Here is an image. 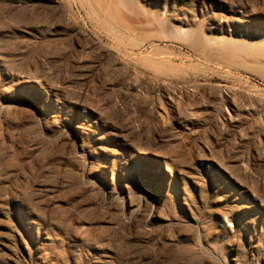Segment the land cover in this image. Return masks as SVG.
Here are the masks:
<instances>
[{
    "label": "rangeland",
    "instance_id": "1",
    "mask_svg": "<svg viewBox=\"0 0 264 264\" xmlns=\"http://www.w3.org/2000/svg\"><path fill=\"white\" fill-rule=\"evenodd\" d=\"M162 2L0 0V264H264V212L251 248L254 213L232 214L221 187L243 186L264 210V111L238 115L225 99L231 87L264 96V20L222 33L188 12L182 32L155 22ZM252 9L264 0H243ZM133 38L172 64L126 59Z\"/></svg>",
    "mask_w": 264,
    "mask_h": 264
},
{
    "label": "bare ground",
    "instance_id": "2",
    "mask_svg": "<svg viewBox=\"0 0 264 264\" xmlns=\"http://www.w3.org/2000/svg\"><path fill=\"white\" fill-rule=\"evenodd\" d=\"M77 1H80L81 3L86 4V5H89L91 3V0H77ZM169 6H170V8H169ZM252 8H255V7H252ZM167 11H169L170 17L166 16ZM188 12L193 13L192 17H190V20L202 18V19L207 21L209 30L220 31L222 33H225V32H231V33L243 32V29L245 27H248V26L253 27L254 21H256L257 19L262 20V21L264 20V12L263 11H260L258 9L257 10H254V9L243 10V0H239L238 2H236V1L233 2L230 0H218L215 3H212L210 6L203 4L201 8H199V7L197 8V6H195V7H192V9L191 8L188 9V8L184 7L183 5H178L176 3L169 5V0H164V2H162V6H158L157 11L154 12L153 15L155 17V22L158 25L165 27L168 24H173V25H176V27L180 31L183 32V31H187V28H185V25L189 24ZM198 16H200V17H198ZM102 20L105 23L107 22L104 18ZM119 38L121 39V41H125L124 35L123 36L121 35ZM221 38H222V36H221ZM136 41L137 40H135V38H133L132 40H130V46H125V45H122L124 47L119 46L120 52L126 57V59L138 61V58L140 57V59L142 58L147 64L154 66L158 69H162V67L165 66L166 64H172L173 58H174V57L172 58V56H171L172 51L170 52V51H168V49L163 50V48L161 47L165 53L163 59L159 56L155 57L154 55L151 54V52L154 51L155 49L152 51L150 50L149 54L147 53V55H145L144 50L139 49V51H137L139 44H137L138 41L137 42ZM142 41L143 42L141 44L144 43V40H142ZM154 41H155V39H154ZM123 44H124V42H123ZM157 45L159 46V44H156V46L154 45L153 47L156 48V47H158ZM160 46H161V44H160ZM232 49H233V52H237L239 48L234 46V47H232ZM173 56H175V55H173ZM125 57H123V58H125ZM183 86H187V84H185ZM214 88H215V90H217V93L219 95H221V93H222L221 87L220 86H214ZM256 91H258V90H256ZM168 93H169L168 97L170 100L169 102H170V104L174 105L175 99L171 95V89L169 90ZM225 94H226L225 99L232 104V107L234 109L233 111H236L238 115H243L246 117V116L251 115L253 111H264V96L262 94H260V92H254L252 90L251 91H246V90L243 91L241 89L239 90V88L237 89V88L231 87L228 89V91H226ZM177 109H178V115H179V117H178L179 122L180 123L187 122L190 119L189 114H187L185 111H183L179 107H177ZM230 119H231V116H230ZM232 124H233L234 128L239 127V125H237L236 123H232ZM97 139L98 140H97L96 148H98L101 153H104V154L114 153V148L110 144H108V142L104 141L102 136L98 135ZM146 155H150V153H149V151H145V149H144L143 152H141L139 157L145 158ZM172 175H173V171H172ZM190 177H191L190 179L193 182L198 183L197 182V178H198L197 176H190ZM221 187L225 189V202L227 205L226 207H228V209L230 210V212L232 214H235L238 217H244V214H247L248 212L254 213L253 216H251L248 219H245V223L248 226V231L243 232V238L245 241L248 242L247 244L251 248L252 247L255 248L256 244L253 241L249 240L248 232H249V229L255 227L257 224L256 223V217L257 216H255V215H261L264 212V210L262 208L258 207L257 201L256 202L255 201L254 202H246L244 200V197L246 196V194H248V191L245 190V188L243 186L236 184V183H229L227 181H224V182H222ZM185 199L187 200L189 198H185ZM138 211H139V209H137V208L133 209L132 212L134 213V215H133L134 217H133L132 221L135 224L138 223V224L142 225V223L145 222V219H143L142 217L139 216ZM161 217H162V220L174 218V216L171 213H164L161 215ZM226 218H228V217H226ZM196 220L201 223L204 230L205 229L209 230V228H208L209 226L211 228L214 227L218 232H221L223 230V226H213L211 221L207 220L206 218H196ZM174 238H171V239L169 238L166 244H168L171 247L172 246L178 247L181 239L179 240L178 238L177 239H174ZM182 241L184 242V240H182ZM183 245L184 246L186 245L187 247H185L184 252H181V253H183L185 256H188L190 259H193L192 257H196L195 256L196 253L194 252V250H195L194 247H193V249H194L193 250L189 244L188 245L183 244ZM260 258H264V253L260 254L259 259ZM187 261L189 262L191 260H187ZM234 261L236 264H247L248 263V262L247 263L245 262L244 258H243V263L241 262V259H239V258H236ZM189 263H192V261ZM193 263H196V262H193Z\"/></svg>",
    "mask_w": 264,
    "mask_h": 264
}]
</instances>
